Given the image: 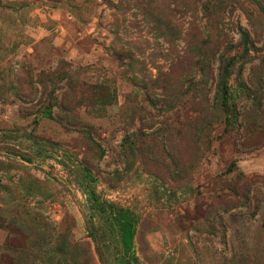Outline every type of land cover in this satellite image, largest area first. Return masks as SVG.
Wrapping results in <instances>:
<instances>
[{
    "label": "rangeland",
    "instance_id": "1",
    "mask_svg": "<svg viewBox=\"0 0 264 264\" xmlns=\"http://www.w3.org/2000/svg\"><path fill=\"white\" fill-rule=\"evenodd\" d=\"M0 264H264V0H0Z\"/></svg>",
    "mask_w": 264,
    "mask_h": 264
},
{
    "label": "trees",
    "instance_id": "2",
    "mask_svg": "<svg viewBox=\"0 0 264 264\" xmlns=\"http://www.w3.org/2000/svg\"><path fill=\"white\" fill-rule=\"evenodd\" d=\"M239 34L242 42H244L245 44V49L247 50L248 45L251 42L250 34L241 25L239 26ZM236 59L238 58L237 57L232 58L231 61L228 62L226 66L223 68L225 70L224 75H226L223 82L226 84V87L229 86V80H228V77L230 75L229 66L235 65V63H237ZM225 93L229 95V98L234 96L233 92H230V90L226 89ZM48 113L49 112H47V114ZM84 181L88 183V186H92L97 182L94 174L89 169H85ZM118 219H119V225H120L121 235L123 238L125 249L127 252H131L133 250L134 240H135V225H134L135 221L133 220V218L131 217L130 213L127 210L120 211Z\"/></svg>",
    "mask_w": 264,
    "mask_h": 264
}]
</instances>
